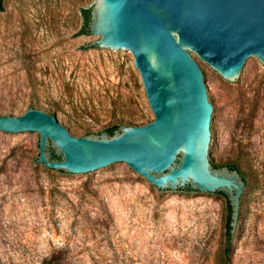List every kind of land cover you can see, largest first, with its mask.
Masks as SVG:
<instances>
[{
    "label": "rangeland",
    "instance_id": "374dc122",
    "mask_svg": "<svg viewBox=\"0 0 264 264\" xmlns=\"http://www.w3.org/2000/svg\"><path fill=\"white\" fill-rule=\"evenodd\" d=\"M95 3L3 1L0 114L34 107L75 136L155 119L133 53L83 33ZM192 55L222 109L211 162L247 176L229 256L225 195L162 190L126 162L53 170L38 161V132L0 131V264H264V62L234 81Z\"/></svg>",
    "mask_w": 264,
    "mask_h": 264
},
{
    "label": "water",
    "instance_id": "95a60500",
    "mask_svg": "<svg viewBox=\"0 0 264 264\" xmlns=\"http://www.w3.org/2000/svg\"><path fill=\"white\" fill-rule=\"evenodd\" d=\"M91 9L88 31L102 35L93 45L133 53L155 119L113 135L75 136L56 115L31 107L0 114V131L38 132V161L53 170L80 174L126 162L162 190L225 194L233 234L246 182L211 162L222 109L192 53L234 81L264 62V0H96Z\"/></svg>",
    "mask_w": 264,
    "mask_h": 264
},
{
    "label": "trees",
    "instance_id": "16d2710c",
    "mask_svg": "<svg viewBox=\"0 0 264 264\" xmlns=\"http://www.w3.org/2000/svg\"><path fill=\"white\" fill-rule=\"evenodd\" d=\"M3 1L4 0H0V7H3ZM91 8H84L82 13H83V16H84V19H85V24L83 26V33H88V27H87V24L88 22L90 21V18H91ZM120 127V125H116V126H112V127H109L107 128V131L113 135L115 133V131ZM56 157V156H55ZM229 166L230 168L232 169H237L243 176L245 182L247 183V176L245 174V172L243 171V169L241 168V166L237 163V162H232V163H226V164H217L216 166L217 167H222V166ZM187 191H193L191 188H188L186 189ZM222 194V193H221ZM225 195V194H223ZM226 196V195H225ZM227 197V196H226ZM228 199V198H227ZM232 210H231V206H230V203H229V215H228V220H227V230H228V249L226 251V255L229 256L230 254V244H231V238H232V234H231V221H232Z\"/></svg>",
    "mask_w": 264,
    "mask_h": 264
}]
</instances>
